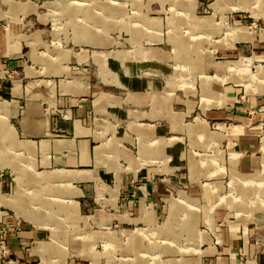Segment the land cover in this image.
<instances>
[{
  "label": "rangeland",
  "instance_id": "rangeland-1",
  "mask_svg": "<svg viewBox=\"0 0 264 264\" xmlns=\"http://www.w3.org/2000/svg\"><path fill=\"white\" fill-rule=\"evenodd\" d=\"M9 1L0 0L3 29ZM26 1L34 8L8 28L22 53L0 65V264H223L232 253L223 242L229 231L245 243L238 262L252 264V251L264 249V0H12ZM79 78L90 83L92 115L109 125L104 137L95 133L108 147H96L98 158L117 162V178L120 167L136 188L147 183L142 206L158 202L159 219H133L144 213L139 195H122V186L118 193L101 158L68 163V152L56 151L72 149L69 142L56 138L55 150L49 139L38 142L39 134L52 135L46 101L61 81L63 89ZM218 84L227 107L242 106L241 117L204 110L211 101L203 92L215 97ZM39 86L44 97L34 102L30 93ZM98 93L118 105L104 97L98 109L105 112L96 114ZM174 110L190 111L176 120L179 131L172 129ZM234 133L254 136L242 142ZM151 135L178 138L164 150L157 138L149 149ZM243 162L258 174L240 173ZM82 179L93 181L73 183ZM175 208L183 210L172 214Z\"/></svg>",
  "mask_w": 264,
  "mask_h": 264
},
{
  "label": "crops",
  "instance_id": "crops-1",
  "mask_svg": "<svg viewBox=\"0 0 264 264\" xmlns=\"http://www.w3.org/2000/svg\"><path fill=\"white\" fill-rule=\"evenodd\" d=\"M9 2L12 3L11 11L8 14H3V16H5L7 18L8 24L4 27V29L0 26V65L1 66H3V64H4L3 62L4 61L5 62L7 61L4 58L5 56H10L9 58H13L15 55H18V54L22 53V44H21V46L19 48L17 46V44H16V41H15L16 40V35H17L16 32H15L16 35H14L15 37L12 36V34H10L8 32V28L12 24L11 22L14 21L16 23V22L20 21L21 25H22V19L18 17V13L20 11H22V13L26 14V13H28L30 10H32L34 8L32 1H28V2L26 1V2H20V3L16 2L15 3V2H12V0H10ZM21 35L25 36V34H22V33H21ZM148 51H150V49H148ZM63 52H65V51H63ZM8 62L10 64H14L16 66V65L19 64V62H21V60L11 61V59H10ZM63 69H64V67L62 66L59 70H63ZM27 72L31 73V74L34 73L31 68H27ZM68 77L69 78H67L66 80L71 79L70 76H68ZM72 77H75V76H72ZM76 78H78V77H76ZM18 80H20V79H18ZM18 80H16V81H18ZM40 80H45V79H43V78L41 79L40 78ZM70 81L71 80H69L68 83L66 82L63 85V89L61 87L62 86V81H61V83H60L61 86L60 85L58 86V84H57L56 96L54 97V99H51L49 102L44 100L53 109V113H51L53 115V119H54L53 121H51V117H50L51 114L49 112H44L45 114L47 113L46 114L47 117H46V115L44 113H42L48 119L46 130H48L49 132H52V135L39 134L40 136H43V137L40 138L38 140V142H40V144H41V139H49V143H51V145L53 146V149L55 150V140L61 138L63 140H66L67 142H69L71 144V147H73L72 148L73 150L72 149H64L62 151H56V152H63V151L68 152V154H69V156L67 157L68 163L75 164V163L81 162V161L82 162H89V163L90 162H94L95 163V160H96V164H98L97 160L99 161V158H101L100 164H106V165H108L110 170H112L111 166L113 164H117V162H114V161L111 162V161H108L107 159L104 160V158H103L104 155L98 158V154L96 152V147L97 146H102L103 149L104 148H108V147H104L103 146V140H104L103 137H104V135L101 132L105 128H108L109 125L107 124V121L104 120V118H98V117H96V115H92V107L90 106V101H88V99H87L88 97H86V94H85V92H86L85 88H87V86L90 83H88L87 79L86 80H82L81 78L76 80L78 82L75 81V83L74 82L70 83ZM20 82H21V80H20ZM33 83H34V81H33ZM169 83H170V85L172 84L171 81H169ZM121 84L123 85L124 83L121 82ZM143 84H145V83L143 82ZM214 86H215V84H214ZM11 90L14 91V87H11ZM44 90H45V88L41 90V88L39 86V92L36 91V93L35 92L30 93V95H32L33 101L35 100L34 96H37V94L43 96L42 95V91H44ZM12 91L10 92L11 94H12ZM21 91H22V94L25 93L24 89L22 90V88H21ZM214 91L216 93H219V94H217L215 96L216 98L214 97L213 94L210 95L211 93L209 94V92L207 94L210 95L211 97L207 96V94L203 92V95L206 96V97H204L205 100L207 99V101H209V102L210 101L211 102L215 101V103H211V102L208 103V105L204 107V110L206 108H208V107H211V106L212 107L216 106V107H219V108L222 107L220 110H217V114L218 115H222L223 114L224 116H227V117H230V118L231 117H236V118L241 117V113L243 112V109H242V106H240L239 103H237L235 101V102L231 103L232 104L231 107H227L226 106V103L224 101L225 93H224V87L223 86L218 84L217 88H215ZM26 92H27V90H26ZM28 94L29 93L27 92V99H28ZM21 95H19V96H21ZM152 96H153V98H156L155 92L152 94ZM104 97H106L107 100L111 104L119 103V101H117L116 98H114V97H112L110 95H107L105 93H103V95H101V94L98 93V95L96 96V98L94 100L95 101L94 104L97 106V110L95 111L96 114L99 113L98 111L105 112V110L98 109L99 103H100L101 99L104 98ZM221 99H222V101H221ZM54 100H55V102H53ZM218 101H220V102H218ZM254 101L255 102L251 103L253 106L259 105V102H258L257 99H255ZM53 103H55V104L53 105ZM40 105H41V102L39 103V106ZM227 109L229 111H227ZM187 112H190V111L188 110ZM187 112H179V111H175V110L172 111L173 116H174V119L171 122L173 130L179 131L178 130L179 127L177 126L178 123H177L176 120H178L179 118L181 119V121L184 120L185 116H182V114L187 113ZM39 115H41V114H39ZM201 118L204 120L203 117H201ZM77 123H79V125H81L80 126L81 127V134H77V131H78L77 130V126H78ZM98 124L100 125V127L98 126ZM94 125L96 127H94ZM37 126L29 128L28 125H26L27 129H29V130H31L33 132L41 131V130L37 129ZM23 130H24V127H23ZM96 132L101 133V135L103 137H100L98 135L95 136ZM234 134H238V135L241 134L242 142H247L246 141L247 139H251V137L254 136V135H249V134L246 135V134H242V133H234ZM29 135H37V134H29ZM141 135H142V133L139 132V136H141ZM59 136H63V137H59ZM174 137H177V136L174 135V136H172V137H170L168 139L167 138L165 139V137L163 135H151L150 137H147V139H149L151 141L149 149H152V147H156V145H154V141L158 138V139H163L162 141H163L164 144H163V146L161 148L164 150V147L166 145H168V144H166L167 142H165V141H168L169 139H172ZM97 140L98 141H102V143L93 146V142H95ZM149 140H147V141H149ZM35 142H36V140H35ZM172 143H170V144H172ZM104 144H107V143H104ZM255 149H256V147H255ZM105 150L106 149H104V151ZM153 152H156V153H154V155L157 156L159 153H162L163 151L160 152V150H157V151L155 150ZM154 155L153 154L152 155L151 154L148 155L147 156V157H149L148 160H152L151 158H153ZM159 156H157V157H159ZM167 156H168L167 159H169V157H171L170 154H168ZM143 162H144L143 159H139V164H141ZM137 163H138V161L135 162L134 166L138 165ZM245 163H247V162H245ZM245 163L243 162L242 164L247 165V168H246L247 171L244 168L245 172H240V173H245V174H254L255 173V174H258V170L257 169L255 170V168H251L250 166L248 168V164H245ZM86 169H88V168H86ZM90 170H94V169H90ZM133 171H134V174H133L134 177L138 178V172L135 175L134 167H133ZM167 171H168V169H167ZM114 177H115V180L117 182L116 185H118V193L121 190L120 186H122V195L128 194V192H130V191H136V193L140 197L141 203H140V206L139 205H137V206L140 208V211H144V213H143V215L140 218L139 217H133V219H138V221H139L141 219L148 218L150 220V218H153V216H155V217H157L159 219V215H158L159 203L158 202H155V201L152 200L151 202H153V203L149 202L150 203L149 206H146L144 208L142 206L145 203V200H148V198H149L148 195L150 194L149 189L147 187V183L142 184V185H140V186H138L136 188V186H133V184L131 183L132 182L131 180H133V179L123 178L120 175V167H119V170H118V178H117L115 172H114ZM83 181H93V180L92 179H82V180L73 181V183L74 182H83ZM108 187H111V186H108ZM80 190L83 191V195H84V190L81 187H80ZM151 190H154V192L151 193L153 196H156V194L159 192L158 191V187H156L155 184H154V188H152ZM131 195H133V194H131ZM209 196H211V194ZM191 198L197 199L199 201V198H197V197H191ZM170 202H171V198L169 200L168 214L171 213V211H170V208H171ZM235 207H237V206H235ZM210 208H211V206H210ZM243 209L245 210L247 208H242V207L238 208L237 207V211L238 212H242ZM148 210L151 211V215L148 216V217H145L144 215H145V213ZM180 210H183V209L175 208L172 211V214L178 213V211H180ZM255 210H258V209L256 208ZM169 218H170V215H169ZM211 223L213 225V220L211 221ZM225 233H222L223 234V242L224 243H228V245L231 246L232 253H230L229 257H222L223 260H221V261H222L223 264H226L225 260L228 261L227 264H240L238 262V260L241 259L240 255H242V253H244L246 251L245 243L242 244V242H241L242 237L237 236V235L231 236V234H230L231 231H229L228 233L227 232H225ZM203 236H204L205 241H207L208 240V238H207L208 236H206V235H203ZM219 239H220V236H219ZM15 241L17 242L15 244L18 245V241L17 240H15ZM240 249H242V252L240 251ZM201 253H202V249H201ZM254 253L255 252L252 251V254H253V256L251 257L252 264H264V249L257 250L258 254L255 255V256H254ZM218 258H220V257H218Z\"/></svg>",
  "mask_w": 264,
  "mask_h": 264
},
{
  "label": "bare ground",
  "instance_id": "bare-ground-1",
  "mask_svg": "<svg viewBox=\"0 0 264 264\" xmlns=\"http://www.w3.org/2000/svg\"><path fill=\"white\" fill-rule=\"evenodd\" d=\"M38 197V195H35L34 196V201L36 200V198ZM47 208V207H46ZM19 214H22L25 218H27V219H33L30 215H27V214H24L20 209H19V207H16V208H14Z\"/></svg>",
  "mask_w": 264,
  "mask_h": 264
}]
</instances>
